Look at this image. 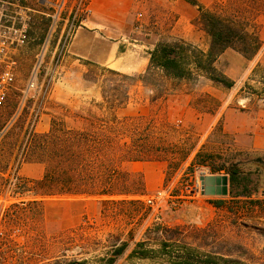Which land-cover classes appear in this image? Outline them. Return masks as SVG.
Listing matches in <instances>:
<instances>
[{"label": "rangeland", "instance_id": "1", "mask_svg": "<svg viewBox=\"0 0 264 264\" xmlns=\"http://www.w3.org/2000/svg\"><path fill=\"white\" fill-rule=\"evenodd\" d=\"M2 1L6 2L16 25H21L22 21L26 25L28 41L15 51L17 80L0 111V194L12 205L7 226L22 229L21 236L9 247L0 249V264L73 261L98 264L100 259L110 256L114 244L122 242L128 243L127 250L114 264H160L158 256L154 260L131 257L140 242L147 241L148 249H159V237L147 233L158 225L183 230L187 235L185 241L201 251L225 255L244 264H264V167L246 162L264 156V151L248 150L264 142V96H259L264 88L262 74L252 81H237L232 88L205 79L167 83L168 92L164 95L160 90L152 93L140 87L132 88L126 105L117 111L121 119H132L125 125V139L148 140L154 156L160 160L141 163L164 165L126 167L144 177V195L118 197L115 200L126 199V202L104 204L97 198L42 197L31 189V181L38 179L21 172L23 181L10 182L12 166L19 159L22 164L27 163L26 142L33 114L38 108L41 119L48 114L45 117L48 131L59 122L68 129H87L92 122L88 109L91 107L94 113H99L94 105L102 102L101 98L94 101L89 92L92 80H97L99 92L105 90L108 99L116 103L122 100L120 92L124 87L136 80L125 81L84 61L76 62L73 70L76 74L69 81L65 80L62 69L69 45L64 46V35L81 0ZM195 1L196 6L186 0H169L165 7H145L146 14L140 16L138 22L166 32L159 43L183 39L180 38L182 33L206 50L209 38L198 24L199 6L224 15L225 11L228 14L232 11L233 0ZM55 7L60 10L59 21L46 56L49 74L54 76L55 73L51 95L42 104L28 101L19 111L22 92L52 23ZM86 17L82 14L80 19ZM134 19L137 22L138 16ZM185 19L190 20L196 31L185 27ZM263 19L264 13L259 15L258 21ZM225 62L217 66L223 74ZM55 87L59 93L57 98H53ZM253 101L261 111H253L250 106ZM240 129H246L245 134ZM198 153H201L202 166L191 170ZM235 160L240 161L238 167L242 172L250 174L251 200L226 198L225 206L218 208L214 201L221 196L204 195L200 178L224 175V171L212 174L211 167H221Z\"/></svg>", "mask_w": 264, "mask_h": 264}, {"label": "trees", "instance_id": "2", "mask_svg": "<svg viewBox=\"0 0 264 264\" xmlns=\"http://www.w3.org/2000/svg\"><path fill=\"white\" fill-rule=\"evenodd\" d=\"M186 1L197 5L195 0ZM230 9L232 11L229 14L225 11L224 15H220L199 6L198 24L209 38L207 51L184 40L161 42L150 53L145 74L133 77L106 68L104 71L125 81H141L154 92L160 90L163 95L168 92V81L195 82L200 76L225 88H232L234 82L218 70L216 63L230 49L248 59L260 51L262 41L258 17L264 13V0H233ZM261 79V83H264V73ZM92 82L97 83V80ZM136 82L126 85L122 92L116 88L122 94V100L118 103L110 101L103 90L102 102L94 105L99 113H94L91 107L88 109L92 122L87 129H68L59 122L47 133L28 131L26 147L29 157L26 162L45 166L42 178L31 181L35 195L97 198L102 204L126 202V199L115 200L118 197L144 195V177L140 173L128 171L126 165L160 159L154 156V149L148 140L137 141L135 137H130V141L125 139V125L132 119H121L117 114L126 105L130 98L129 91ZM262 92L264 94V88L259 93L261 97L264 96ZM200 157L201 153H198L191 170L195 166H202ZM246 162L264 167V156L253 157ZM239 164L240 161L235 160L221 167H211L212 174L224 171V175L229 178V194L214 201L216 207L223 208L226 198H230V201L251 200L253 191L249 187L250 174L242 172ZM147 233L159 237V249H148L147 241L140 242L131 257L154 260L158 256L160 264H244L240 260L191 246L185 241L187 235L180 229L158 225L148 229ZM127 247L126 242L114 244L110 256L100 259L98 264H114L116 258L125 254ZM66 264L88 263L73 261Z\"/></svg>", "mask_w": 264, "mask_h": 264}, {"label": "crops", "instance_id": "3", "mask_svg": "<svg viewBox=\"0 0 264 264\" xmlns=\"http://www.w3.org/2000/svg\"><path fill=\"white\" fill-rule=\"evenodd\" d=\"M168 2L169 0H89L91 12L82 19L67 51L65 65L62 69L65 80L69 81L70 77L76 74L73 70L78 61H84L88 65L99 66L133 77L145 74L150 62V53L156 48L166 32L158 30L154 25L139 23V17L144 13L146 14L145 7H165ZM137 16L138 19L135 22L134 18ZM183 23L186 28L192 27V31H196L190 20L185 19ZM258 24L262 47L254 57L248 59L230 49L225 51L216 63L218 66L221 61L226 60L224 74L234 82V85L237 81H252L256 75L264 73V19L258 21ZM180 38H183L180 40L194 46L199 45V42L188 39L182 33H180ZM199 79L211 81L205 76H200ZM174 82L176 81L171 80L167 83ZM59 83L62 85L61 82ZM138 87L154 93L150 87H146L141 81L136 82L131 89ZM89 92L95 99L94 101L102 99V93L99 92L96 83L91 82ZM58 94L57 87H55L53 98H57ZM250 106L255 112L262 110L255 101ZM262 113L264 114V110ZM45 117H48V114H44L34 130L35 133L48 132L49 123H46ZM40 128L42 131H39ZM245 130L240 129L239 131L245 134ZM250 140H253V137ZM248 150L264 151V142L259 147L250 146ZM44 167L42 163L27 162L21 165L20 173L23 172L26 177L41 179L44 174ZM126 167H164V165L154 163L148 166L145 163L134 162L127 164Z\"/></svg>", "mask_w": 264, "mask_h": 264}, {"label": "built area", "instance_id": "4", "mask_svg": "<svg viewBox=\"0 0 264 264\" xmlns=\"http://www.w3.org/2000/svg\"><path fill=\"white\" fill-rule=\"evenodd\" d=\"M89 0H81L72 19L68 22L64 35V46L70 45L76 29L80 25L82 14L89 15ZM60 10L55 7V13L52 17V23L48 29L47 35L40 46L36 56V64L34 65L26 87L22 92L18 110L25 106L26 102L33 100L34 102L46 101L52 90V83L55 76L50 75L46 68V56L51 43L57 22L59 21ZM27 29L24 22L16 25L14 17L9 13L6 2L0 0V111L6 105L9 92L13 88L17 80L18 63L14 57L15 51L27 43ZM40 108L33 114L29 120L30 131H33L40 122ZM19 159L12 167V176L10 182L23 181L20 177V167L22 165ZM21 178V179H20ZM152 204L151 200H148ZM10 200L6 196L0 194V249L9 247L16 237L21 236L22 229L20 227H8L7 220L11 215Z\"/></svg>", "mask_w": 264, "mask_h": 264}, {"label": "water", "instance_id": "5", "mask_svg": "<svg viewBox=\"0 0 264 264\" xmlns=\"http://www.w3.org/2000/svg\"><path fill=\"white\" fill-rule=\"evenodd\" d=\"M200 180L204 195L226 197L229 194V178L226 175H204Z\"/></svg>", "mask_w": 264, "mask_h": 264}]
</instances>
